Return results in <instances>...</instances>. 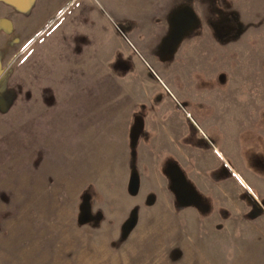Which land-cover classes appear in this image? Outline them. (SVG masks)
<instances>
[{"label": "rangeland", "instance_id": "1", "mask_svg": "<svg viewBox=\"0 0 264 264\" xmlns=\"http://www.w3.org/2000/svg\"><path fill=\"white\" fill-rule=\"evenodd\" d=\"M12 11L0 15V264H264V0ZM151 159L196 210L185 231L198 236H153L142 207L107 219L106 170L135 197ZM193 166L211 170L213 196Z\"/></svg>", "mask_w": 264, "mask_h": 264}, {"label": "crops", "instance_id": "2", "mask_svg": "<svg viewBox=\"0 0 264 264\" xmlns=\"http://www.w3.org/2000/svg\"><path fill=\"white\" fill-rule=\"evenodd\" d=\"M0 6V15L2 17L11 18V21L16 20L12 11L14 8L6 4ZM176 155L179 157L178 162L184 166L185 161L183 159L180 161L181 155L184 157V154L177 152ZM225 158H228V160H225L228 163V161H230L229 157L225 155ZM153 163L154 161L151 159L148 169L143 172L144 176L141 178L139 193L135 197L130 196L127 193V186L129 182V178L127 177L128 175L125 176L126 181H123L122 183H116L114 182L112 175H110L113 172L110 169H107L105 172L107 175V178L105 179L106 183L103 184L101 182L102 180H99L96 185L94 184L98 192L106 199L105 203H107L108 207L111 206L115 209L116 215L110 214L112 211L111 210L109 212L110 217L107 219L115 223V221L121 220V218L117 217V214L122 210V208H127L129 206V209L131 210L134 207H142L143 209H141L142 212L140 214L141 219L139 224L141 223V226H144V224L146 225L149 221L154 220L157 223V229L156 231L153 230V236L163 238L177 237L180 243L182 240H186L187 237L189 238L192 235L198 236V232L194 230V234L191 231H185L187 230L186 228L191 230L190 227H194L196 220L193 217V214L196 210L194 209V211L193 209L187 207L184 208L186 205L183 206L180 202H177L175 195L176 193H174V191L171 189L168 179L164 173L161 172L158 164L153 165ZM199 167L193 166L189 169V179L195 185H197V188L201 192H205L206 195L212 194L213 196L214 192L217 191L215 184H207L201 178L202 173L209 177V172H211V170L206 169V172H202ZM125 178H123V180ZM149 196H154L155 200L152 202V206L145 207V202ZM172 222H174L173 225L171 224ZM181 223H183V225H181ZM108 225L102 226L100 231L101 235L99 236L105 238V240L109 239L111 243L118 237L119 233L115 232V230H117L115 229V225L112 230H109Z\"/></svg>", "mask_w": 264, "mask_h": 264}, {"label": "trees", "instance_id": "3", "mask_svg": "<svg viewBox=\"0 0 264 264\" xmlns=\"http://www.w3.org/2000/svg\"><path fill=\"white\" fill-rule=\"evenodd\" d=\"M4 4L14 8L15 10L18 11H24L25 9L27 10L29 7V4L33 1V0H1ZM30 2V3H29ZM3 22H6L9 26L8 31L11 32L12 31V26L8 21H4L1 20ZM134 180L136 183V177L133 176V178L131 179V181ZM136 191V189H135ZM135 191H132L130 189L131 194H134Z\"/></svg>", "mask_w": 264, "mask_h": 264}, {"label": "water", "instance_id": "4", "mask_svg": "<svg viewBox=\"0 0 264 264\" xmlns=\"http://www.w3.org/2000/svg\"><path fill=\"white\" fill-rule=\"evenodd\" d=\"M130 189H131L132 191H135V189H136V183H135L134 180L131 181Z\"/></svg>", "mask_w": 264, "mask_h": 264}]
</instances>
